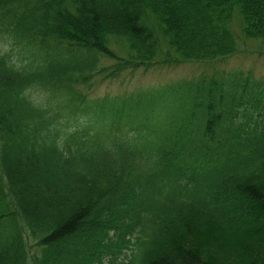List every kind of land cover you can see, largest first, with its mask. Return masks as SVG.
<instances>
[{
	"label": "trees",
	"instance_id": "obj_1",
	"mask_svg": "<svg viewBox=\"0 0 264 264\" xmlns=\"http://www.w3.org/2000/svg\"><path fill=\"white\" fill-rule=\"evenodd\" d=\"M236 20L264 43V0H0V264H264V78L80 88L224 62Z\"/></svg>",
	"mask_w": 264,
	"mask_h": 264
},
{
	"label": "rangeland",
	"instance_id": "obj_2",
	"mask_svg": "<svg viewBox=\"0 0 264 264\" xmlns=\"http://www.w3.org/2000/svg\"><path fill=\"white\" fill-rule=\"evenodd\" d=\"M232 30L238 40L239 52L224 62L210 65L193 62L161 64L150 68L127 70L110 79L99 75L90 84L80 86L81 92L87 95L88 100L113 101L116 97L133 92L161 88L182 80H196L201 76H212L216 73L228 74L239 71L251 73L256 79L264 78V43L245 38L239 20L234 22ZM101 58V67L106 68L114 64L109 58Z\"/></svg>",
	"mask_w": 264,
	"mask_h": 264
}]
</instances>
